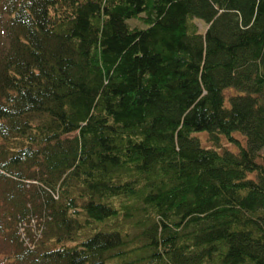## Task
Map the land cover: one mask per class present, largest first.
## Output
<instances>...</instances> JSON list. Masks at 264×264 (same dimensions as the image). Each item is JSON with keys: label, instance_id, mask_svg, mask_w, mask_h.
Returning <instances> with one entry per match:
<instances>
[{"label": "trees", "instance_id": "trees-1", "mask_svg": "<svg viewBox=\"0 0 264 264\" xmlns=\"http://www.w3.org/2000/svg\"><path fill=\"white\" fill-rule=\"evenodd\" d=\"M262 150L264 0H0V264H264Z\"/></svg>", "mask_w": 264, "mask_h": 264}, {"label": "rangeland", "instance_id": "rangeland-1", "mask_svg": "<svg viewBox=\"0 0 264 264\" xmlns=\"http://www.w3.org/2000/svg\"><path fill=\"white\" fill-rule=\"evenodd\" d=\"M129 26L131 28H134V27H140L141 24L140 22L138 21H130L128 22ZM195 24L197 25L198 27V30L201 34H203L207 28V26L201 22V21H195ZM235 92L232 91V90H227L225 92V95H226V98L229 97V95H232L234 94ZM197 136H199V138L202 140L203 143H207V145L209 146V142H208V139H207V136L205 133H200V134H197ZM238 137V139H243L240 135H236ZM243 141V140H242ZM244 143V141H243ZM222 145L225 147V148H228L229 150H237L236 147H234L232 144L228 143V141L226 139H222ZM260 158H259V161L263 160L264 159V150H262L260 152ZM3 255H5V250L2 248V246L0 245V260L3 258Z\"/></svg>", "mask_w": 264, "mask_h": 264}]
</instances>
